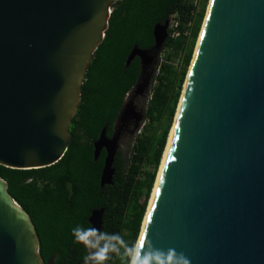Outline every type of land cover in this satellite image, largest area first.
I'll use <instances>...</instances> for the list:
<instances>
[{
  "label": "water",
  "instance_id": "1",
  "mask_svg": "<svg viewBox=\"0 0 264 264\" xmlns=\"http://www.w3.org/2000/svg\"><path fill=\"white\" fill-rule=\"evenodd\" d=\"M118 1L0 0L1 166L41 169L63 158ZM169 27L157 24L154 47L128 56L126 67L140 59L141 75L113 136L106 125L94 143L95 161L106 152L101 189L113 185L123 134L143 121L135 100ZM201 33L136 247L151 264H264V0H212ZM104 214L92 211L91 228L102 232ZM40 247L0 177V264H45Z\"/></svg>",
  "mask_w": 264,
  "mask_h": 264
},
{
  "label": "trees",
  "instance_id": "2",
  "mask_svg": "<svg viewBox=\"0 0 264 264\" xmlns=\"http://www.w3.org/2000/svg\"><path fill=\"white\" fill-rule=\"evenodd\" d=\"M208 2L202 0L201 8L191 0L116 2L104 41L88 69L63 158L41 169L0 165V177L8 182L10 194L36 226L45 264H85L89 250L76 241L73 230L91 228L89 218L95 209H105L101 233L118 234L122 246H137ZM173 19L179 22L181 36L174 39L170 27L162 50L181 48V67L176 71L166 62L158 63L144 114L147 123L132 136L129 150L118 151L113 185L101 189L106 152L95 161L94 143L106 125L107 136H113L127 96L141 75L140 59L126 67L128 56L135 46L153 48L154 27ZM105 264H130V257L110 253Z\"/></svg>",
  "mask_w": 264,
  "mask_h": 264
},
{
  "label": "clouds",
  "instance_id": "3",
  "mask_svg": "<svg viewBox=\"0 0 264 264\" xmlns=\"http://www.w3.org/2000/svg\"><path fill=\"white\" fill-rule=\"evenodd\" d=\"M73 234L76 241L83 243L89 250V254L85 257V264H105L110 253L130 257V264H151L152 262L151 255H141L140 247L122 246L123 239L118 234L101 233L95 228L79 227L73 230ZM121 247H123V253H121Z\"/></svg>",
  "mask_w": 264,
  "mask_h": 264
},
{
  "label": "rangeland",
  "instance_id": "4",
  "mask_svg": "<svg viewBox=\"0 0 264 264\" xmlns=\"http://www.w3.org/2000/svg\"><path fill=\"white\" fill-rule=\"evenodd\" d=\"M191 1L193 2V4L195 6H198V8H201L202 0H191ZM209 4H210V0L208 2L206 15L208 13L207 11H208V8H209ZM206 15H205V18H206ZM205 18H204V21H205ZM204 21H203V24H204ZM203 24H202V26H203ZM201 30H202V27H201ZM200 33H201V31H200ZM199 36H200V34H199ZM176 39L179 40V38H176ZM198 40H199V37H198ZM198 40H197V43H196V47H197V44H198ZM196 47H195V50H196ZM194 53H195V51H194ZM182 59H183V52L181 51V48H175V47L174 48H171V47L169 48V47H167L166 49H163V50L161 49V51L156 56V59H155L153 65H151V67L149 68L148 72H152L153 76H154V74L156 72V67H157L159 62H166L169 65H171L176 71H179V69L181 67V64H182ZM189 69H191V68L189 67ZM188 72H189V70H188ZM187 75H188V73H187ZM186 79H187V77H186ZM184 85H185V83H184ZM149 90H150V86H149V89H148V91H147V93L145 94L144 97L139 96L135 100V103H136V105L138 107L137 111H141L142 110L144 114H145V110L147 108L148 101H149V99H148ZM183 90H184V86H183ZM183 90H182V94H183ZM133 96H134V90L127 96V100L129 98H132ZM178 107H179V105H178ZM177 110H178V108H177ZM176 115H177V113H176ZM176 115H175V118H176ZM175 118H174V121L172 123L171 130L173 128V125H174V122H175ZM145 123H147V122H146L145 115H144V118H143V121H142V123L140 125V128L135 133H132L133 127H134L133 123H131L129 125V127L127 128V131L123 134V136L121 138V142H120L121 149L126 150V151L129 150L128 148H129V146L131 144L132 136H134V134H136V133H139V131L141 130L142 126H144ZM171 130H170V133H171ZM152 195H151V197H152ZM149 203H150V201H149Z\"/></svg>",
  "mask_w": 264,
  "mask_h": 264
},
{
  "label": "bare ground",
  "instance_id": "5",
  "mask_svg": "<svg viewBox=\"0 0 264 264\" xmlns=\"http://www.w3.org/2000/svg\"><path fill=\"white\" fill-rule=\"evenodd\" d=\"M211 4H212V0L210 1V4H209L208 13H209V10H210V7H211ZM208 13H207V16H208ZM207 16H206V17H207ZM201 35H202V33H201ZM201 35H200V38H201ZM199 41H200V39H199ZM193 62H194V60H193ZM193 62H192V64H193ZM191 68H192V66H191ZM190 70H191V69H190ZM187 79H188V78H187ZM186 83H187V82H186ZM185 86H186V84H185ZM182 98H183V96H182ZM182 98H181L180 104L182 103V100H183ZM179 108H180V106H179ZM177 117H178V113H177V115H176V119H177ZM176 119H175V122H176ZM175 122H174V126H173V128H172V131H171V134H170V137H169L168 147H167V149H166L165 156H164V159H163V160H165V157H166V154H167L168 148H169L170 143H171V138H172L173 130H174V127H175ZM163 163H164V161L162 162V165H163ZM162 165H161V169H160V172H159V175H158L157 181H158V179H159V177H160V174H161V171H162ZM154 192H155V189H154V191H153V195H152V198H151V201H150V205H149L148 212H149V210H150V206H151V202H152V199H153V196H154ZM147 216H148V213H147ZM147 216H146V218H145V222H146ZM145 222H144V225H145Z\"/></svg>",
  "mask_w": 264,
  "mask_h": 264
},
{
  "label": "built area",
  "instance_id": "6",
  "mask_svg": "<svg viewBox=\"0 0 264 264\" xmlns=\"http://www.w3.org/2000/svg\"><path fill=\"white\" fill-rule=\"evenodd\" d=\"M170 27L172 28V37L174 39L179 38L181 36V33L179 31V22L176 19H173L170 21Z\"/></svg>",
  "mask_w": 264,
  "mask_h": 264
},
{
  "label": "snow or ice",
  "instance_id": "7",
  "mask_svg": "<svg viewBox=\"0 0 264 264\" xmlns=\"http://www.w3.org/2000/svg\"><path fill=\"white\" fill-rule=\"evenodd\" d=\"M157 195H159V189H157Z\"/></svg>",
  "mask_w": 264,
  "mask_h": 264
}]
</instances>
